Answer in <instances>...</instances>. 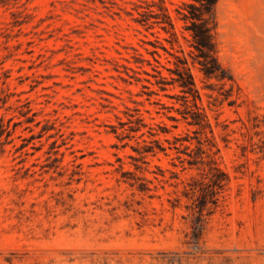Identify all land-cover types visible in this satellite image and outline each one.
Masks as SVG:
<instances>
[{
    "label": "rangeland",
    "instance_id": "1",
    "mask_svg": "<svg viewBox=\"0 0 264 264\" xmlns=\"http://www.w3.org/2000/svg\"><path fill=\"white\" fill-rule=\"evenodd\" d=\"M152 1L0 0V264H264V0L216 3L224 79L200 69L178 13L193 0H163L175 36L136 20ZM155 30L193 51L204 125L177 81L149 96L123 66L147 77L133 54L153 61L154 45L174 58ZM128 112L163 128L117 135ZM152 138L165 150L144 152Z\"/></svg>",
    "mask_w": 264,
    "mask_h": 264
},
{
    "label": "trees",
    "instance_id": "2",
    "mask_svg": "<svg viewBox=\"0 0 264 264\" xmlns=\"http://www.w3.org/2000/svg\"><path fill=\"white\" fill-rule=\"evenodd\" d=\"M156 4V2H146L147 6L145 9L139 10L138 14L140 15L139 18L136 20L142 24L143 26L153 29L156 26L163 29L166 33L170 36H175V24L173 22L172 16L168 12V8L162 3ZM218 0H193V2L186 3L183 2L181 9H177L178 13L181 14L182 19L189 20L190 25H188L187 29L191 30V35L193 38L192 46H194L198 50L199 59L197 61L200 63V69L207 77H215L217 79H224L226 76L225 71L221 64L218 62L214 52H215V43L213 39V30L215 25L213 24V9L216 5ZM183 9V10H182ZM186 10V11H184ZM151 34L154 35L155 40L159 43V45L166 51H168L174 58L170 59L169 57L165 56V61L162 60V55L157 50V46L154 49H149L144 47V49L153 54V61L149 58H146L144 54L135 49V53L133 54L134 62H146L150 68V70L143 69L141 65H137L138 68H141L142 71L147 74V77L139 76L138 74L141 73L139 69H136L131 66L123 65L126 69H130L137 80H146L149 82V85H144V87L149 89L148 95L151 94H158L157 90L151 88L150 85L157 84L159 89L166 90L167 84L171 83L172 81H177L178 84L181 86V90L184 92V104L188 109V113L191 115L192 120L189 121L191 124L194 125H204L205 123V114L203 112L202 106L198 103L197 99L200 98V93L196 88L194 76L191 72V67L188 65V58L186 54H191L192 50H183L182 54H177L174 52L169 51L163 44L162 39L171 42L168 37H161L159 35V31L155 30L152 31ZM155 54L157 56H155ZM167 63H172L174 66L170 67ZM168 69L170 72H174L176 76H167L163 73V69ZM154 78V79H151ZM231 78V77H228ZM150 100V97H147ZM159 105V108L153 109L156 113H163L171 119H178L174 115H169L162 108H169L173 106H168L165 102H162L160 98L153 101ZM178 112L182 113L181 109L176 107ZM148 112L150 109H148ZM184 118H187L184 116ZM120 126L112 125L113 131L118 135L119 128L125 127L124 129L138 132L141 130V126H147V131L151 135H157L158 132L156 131V127H162L159 123L155 124H146L143 120V117L140 113H130L128 112V117L126 121H119ZM163 128V127H162ZM4 124L2 120L0 121V130H3ZM167 131L166 127H164L163 132ZM145 132L142 131L140 136L144 135ZM143 144L138 142L139 145H142L144 148V152L154 151V146L151 142H156L161 150H165V147L161 144L159 139H150L145 140L143 139Z\"/></svg>",
    "mask_w": 264,
    "mask_h": 264
}]
</instances>
